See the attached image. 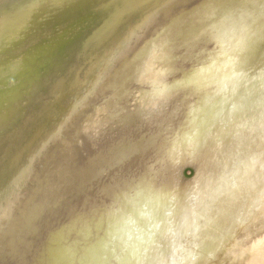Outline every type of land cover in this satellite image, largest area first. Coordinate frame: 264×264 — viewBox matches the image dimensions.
<instances>
[{
    "label": "bare ground",
    "instance_id": "1",
    "mask_svg": "<svg viewBox=\"0 0 264 264\" xmlns=\"http://www.w3.org/2000/svg\"><path fill=\"white\" fill-rule=\"evenodd\" d=\"M32 1L35 3L33 11L28 16H26L25 19L21 20L19 17L14 15V7H15L14 3H11V6L9 8V6H4L6 3H3V0H0V13L4 14L3 17L6 18L9 23V24L8 23L3 24V27L8 30V33L0 34V45L4 44L5 42L10 43L12 39L11 37H14L16 34L18 35L19 33L24 32L28 28V26H31L36 19L43 17L42 15H47L52 10H54L58 5H63L68 2H70V4L73 2H78L70 5V6H74L75 8L74 11L76 10L77 18L78 15H80V21L78 20L80 24L77 22L79 27L76 28V32L80 35L84 34L85 37H91L94 34V31L97 30L96 27H101L106 23L105 20L106 16L104 13L107 10H117L119 9V5H120V3L112 4L111 2L108 3L109 5L104 4V1L107 2L110 0H101V1L32 0ZM190 1L192 0H178L171 3H167L168 4L167 7L164 10H162V12L172 10L176 6H179L181 11L176 13L174 16H171L169 18H164L161 21L162 23L158 25L159 28H157L158 26L155 27L156 29H154L152 36L146 45L147 54L142 58V60L140 62H135L134 67L127 66V69L130 68L129 72L127 73H122V72L115 73L114 71H112L111 68H106L105 79L103 82L104 84H102L101 82V77L105 70L104 71L102 70L100 72L96 80H94V78L89 79L87 90L97 89L100 86V84H102L103 87H107L103 91V96L97 99L93 97H85L84 93H82L81 95H75V97L70 98L71 100L69 99V101L66 103L63 112L60 113L57 119L54 121L51 131L42 133L38 137L37 139L38 141L31 147V150L33 155L40 153V157L44 163L45 168L43 169V172L40 175L37 186L41 182L43 185V182L47 181L46 183L50 185L49 187L50 188L53 187L54 189L52 188L49 193H48L49 190L47 191L46 194L42 193L43 195L41 194L40 191L39 192L34 191L40 193L42 196L40 195L34 196L32 194L33 197H30L31 193H29L30 196L29 195L24 196L23 194L20 193L17 194V196H12L11 194H14L13 192L16 193L18 187L23 183L20 182L18 179L16 182H14L11 190H8L0 195V211L3 210L1 208H3L4 205L12 204V201L14 200L18 202V204L20 205L19 212L21 213V217L20 219L19 218L17 219V221L18 220L19 221L15 227L13 225L7 224L6 219L5 221L4 220L0 221V226H4L2 233H0V238L2 241L8 242L12 248L11 249L12 252L10 251V249L8 250L10 252L8 255L9 257L6 255L8 251L5 252L6 254L4 253L2 254V255H6L7 257L3 259L4 256H1L3 259V261L1 260L2 261L1 264H43L45 258L48 257V252H54L53 250H59L57 253H63L67 250L66 264H73V261L76 259L81 260L80 264H103L104 262H106L104 264H119L121 258L126 260L129 256L131 257L134 252L135 253L137 251L140 252L142 250L140 246L142 243L144 244V246H149L150 242H154L156 240L157 235H159L164 229L167 230L166 227L163 225L167 224V218L172 216L170 209L174 206L176 207L179 206L180 203L183 202V200L177 196L175 197L173 195L174 193L172 195H165L164 193L163 194L161 193L164 191L165 187H168L170 185H173L175 189H180L181 185L178 181V177L176 176V173H177V169L179 168L180 165H182V163H184V161H188V159L189 160L192 159L188 156L189 153H193L197 149L198 150L200 149V151L203 150L204 152L205 148L207 147L210 151L207 152L206 154L204 153V155L207 157L212 155V146L215 143L212 145L213 139L210 135L211 132L207 133L206 131L210 128L212 133H215L214 128L217 126L216 124H218L220 115L222 114V109L224 108L223 103H225L221 95H216L217 91L220 89L218 85L219 84L222 85V83L224 82L221 81L226 79H227L226 82H228V78H230L231 75L235 72L232 70L239 69L241 76L242 74L244 76V74H248L250 70H253L251 68L254 64L264 60V24L261 23L262 21H264V14L263 15L261 14L262 16L259 18L258 21L255 20L253 22L251 18L250 20L252 22L246 25L249 28L246 27L248 28V33L245 34L249 36V39L248 37H246V39L245 37H243V41L240 42V40L237 37L233 36L232 38V35H229L227 40L224 39L221 42L219 41L215 43V45L219 47V50L218 52L215 50V53L210 54L208 56L207 61L205 60L206 58L200 57L202 56V54L200 53L203 50L202 47L204 46V44L214 41L216 37L213 38L214 36L211 35L210 33L202 32L203 30L202 28L199 29V25L204 22L201 21L202 17H199L197 13L198 11L202 12L203 10L202 8H204L205 6L204 4H206L209 1V3L206 4L207 6L212 1L208 0L206 3H204L203 6H201V10L200 9L198 10V8L196 9V7L199 6L200 2L198 3V6L195 7V5L197 4L194 2L195 5H193ZM203 1L205 2L206 0H202L201 2ZM221 1L218 0L219 3ZM230 1H228V3ZM241 1L243 0H240V2ZM235 2H237V0H235ZM16 3L20 4V2L18 1H16L15 4ZM219 3L217 5L220 6ZM223 3L225 2L223 1ZM190 4H192L193 6ZM189 5L190 7L192 6V8H189ZM226 5L228 4L225 3L223 6L225 7ZM229 6H226V9H228L227 7ZM221 8L220 10L223 9ZM260 8L263 9L264 6L261 7L260 5ZM217 9L215 12L219 10ZM229 9L231 11L232 6H230ZM223 11L221 12L219 11L217 13L222 14ZM230 11H227L224 14V16H227V14ZM263 11L262 13H264ZM38 13L40 14L39 16H37ZM11 14L12 16H10ZM190 14H193L191 15L192 19L190 18L191 16L190 17L188 16ZM55 16L60 17V12L55 14ZM186 16L190 18L189 20H193L192 22L196 21L197 26L195 25V23L192 24V22L187 23L188 22L187 20L183 22ZM10 17L11 20H9ZM73 19L75 18L73 17L71 23H68L67 25L69 26L70 24L74 25ZM257 22L259 25L262 24L261 28L259 27V25H256ZM77 24L74 26H77ZM56 25L58 26V24ZM83 25H86L87 28L81 29ZM242 25L243 24H241V26ZM256 26L258 28H256ZM45 27H46V23H45ZM54 27L56 26L54 25ZM178 27L180 28L178 29ZM184 28L187 29V33L185 31H182ZM177 29L179 30L178 33H180L178 35L179 39L178 38L176 39L175 37L171 36V34L173 35L174 31H176ZM138 31L139 30L137 29L135 32H133L132 36H137ZM230 31L231 30L227 29L226 33L228 32L231 33ZM65 32L66 31H64V33ZM165 35H170V38L164 41L162 48L163 53H161L160 51H158L160 47H158L157 41L159 39L165 38ZM56 37L54 38L56 39ZM220 38H224V36H221ZM234 38H235V43H232L234 42L233 40ZM32 39H33V35L27 34L24 38L25 41L24 43L26 42L29 43L32 41ZM181 40L183 41V43H185L186 47L184 46L185 49L182 51L183 53L181 54V56L179 55V59L173 62L171 60H166L168 54H170L171 51H174L175 47H177L180 44ZM88 41L85 43L81 42L79 44L78 40L76 41L71 40L68 43L67 46L68 48L66 50L64 49V51H67V53L70 55L71 58L74 56V51H76L79 46L89 43ZM48 43H50V40L48 41ZM129 45H130V41L125 44L124 48L128 47ZM124 48L120 49L117 52H120ZM50 51L51 50L48 51L43 49L40 50L34 49L33 57L36 58V55L38 54L41 55L40 57H47ZM64 51L62 52L59 51L57 53V58H55V60L54 59L52 60L53 63L51 67L46 68L47 74H49L52 71L55 72V70L60 68L62 61L60 55ZM234 51H236V55L230 59L231 61L228 62V64H226L227 62L222 61L221 56L231 54ZM242 51L244 56L242 54ZM23 52L25 53V51ZM159 63L160 64L163 63V65H160ZM35 65H39V64L35 63ZM33 67L35 68V70H37L38 66L36 67L33 66ZM30 71H32V69ZM230 71L232 74H230ZM4 73H5L4 67H0L1 82L3 80L2 75H4ZM35 75L32 76L35 77ZM58 79L59 76L57 78L54 76V78L52 79V87L54 85L56 86ZM217 79L219 80L218 83H216ZM23 81L24 79L22 78V82ZM234 82H238V81L234 80ZM1 84H5V83L3 82ZM228 84L230 83L228 82ZM233 84L236 83L232 82V84L230 85ZM36 85L37 87L31 86L32 87L31 91L35 88L34 93L37 94V96L40 98L42 97L41 94L43 92L44 86L40 83ZM14 88H16V86L13 87L12 89L13 92L15 91ZM226 89L228 90V88ZM191 90L196 91L194 95L198 100L197 103L198 106L195 108L190 106L191 109H189L188 105H186L187 102L183 104V106L182 105L179 106V98H181L183 93L186 92L190 93ZM227 90L226 92H228ZM247 91L249 92V90ZM221 93L224 92L222 91ZM244 93L242 94L240 93L241 96ZM3 97H5V95ZM15 97L19 99V97L21 98L23 96L18 94ZM231 98H230L231 102H227L229 104L226 103L225 104L226 106H230V108H228L229 112L231 111L232 113H235V111L239 108V106H242L243 103H245L249 99V96L248 99H246L245 101L243 100L244 102L241 100V97H237V98L235 97L236 99L234 98L231 99ZM15 109L16 107L14 101L10 100L7 107L6 115H10V114L13 115L15 113ZM87 111H90V115L88 117H83L82 115ZM46 115L47 114H45L44 117H46ZM72 121L73 123L70 124V122ZM226 121H229V119ZM10 122L11 119L9 118V116L7 118H0V128L2 131L6 132L7 137L10 136L14 131L12 127H10L9 129L7 128L10 125ZM66 125L68 126V129L66 128ZM35 127L37 126H34V128ZM228 129H230V127ZM202 135L209 137L208 141L206 142V145H202L203 147L199 146L200 141L198 140V139L200 140L202 139L201 143L203 142L204 144L206 138H204L205 136L203 137ZM62 138L66 140L67 147L71 149L70 153L60 154L56 150H53L49 146H46L48 142L52 140L58 142ZM214 138L216 139V136H214ZM90 140H93V142L89 143V145H81L82 142H88ZM171 167L173 168L172 169L173 171L171 170ZM56 175L60 176L61 179H63L64 177L66 178L61 180L60 182L59 179L57 182V180L55 179L58 177L57 176L54 178V180L56 181H53V177ZM49 180H52V182H49ZM46 183L44 185H46ZM20 188L21 186L19 187V191H21ZM44 188L46 187L44 186ZM47 189L48 188H46L45 190ZM37 190H40V188H38ZM240 191L243 192L242 190ZM240 191H238V193ZM28 192L30 191L28 190ZM28 192L26 194H28ZM36 195L38 194L36 193ZM95 195L96 198L94 199L93 196ZM249 195L251 196L252 194ZM232 196L234 198V195ZM236 196H239V194L235 195V197ZM58 197L61 199L60 200L57 199ZM251 197H249V200L246 201V204L249 201H251L250 204H253L254 200L253 197L252 199ZM240 198H237L238 200L236 201L239 202ZM6 199L7 202L5 204ZM55 199L56 201L59 202L55 203L54 201ZM69 199L72 201L73 209H71L68 205ZM230 199L232 200V197ZM81 202L82 205L79 207ZM204 202L202 201L201 203ZM2 203L4 205H1ZM254 203L256 204L255 201ZM15 204L17 205V203ZM246 204L244 203L243 205ZM9 206L15 208L14 205L13 206L9 205ZM225 206H226L225 208L227 209V205ZM246 206H244V209ZM249 206L251 207V205ZM166 211H168L167 215L164 214ZM79 212L81 213V215L79 214ZM231 212L234 211H230V214L232 215V219H233V214ZM4 213H6L5 210ZM161 213L162 216L160 217ZM227 213H228L227 217L229 220L230 215L229 212ZM235 214H236V210H235ZM193 215L194 213H192V216ZM4 216L3 218H5ZM186 216L187 215H185V218ZM189 217H191V215ZM202 221L197 222V224L199 223V225L197 226L199 227L198 229L204 226L202 224ZM75 222L78 223L77 226L72 225ZM19 223L22 224L23 228L22 226H20L21 228H18ZM232 223L233 222L231 221L229 225L231 224L232 226ZM134 224L136 225L140 224L138 226L139 231L137 233L134 232V229H132V226L135 227ZM142 225L145 228H143ZM231 226L228 227V229L231 228ZM218 227L220 229L221 226ZM71 228L72 230H70ZM226 228H224V231H226L225 233H227L228 236V232L230 230L227 232V230H225ZM17 229H18V233H16L15 231ZM65 229L68 231V233H64L66 231ZM219 229L217 231H219ZM231 229H233V226ZM191 230H192L191 232L196 231L194 228ZM223 233H221V236H224ZM147 234H150V237H148ZM189 234L191 235L192 238L195 236V233L189 232ZM141 238H144L145 240L142 242V240H140ZM207 238L211 239L210 236ZM34 239L37 243H33ZM60 240H65V241L60 242ZM30 241L31 242L33 241L32 243L35 246L34 249L31 247L33 245H31ZM137 241H141L142 243L139 244L140 243L139 242L137 244L136 243ZM196 241L198 242V240ZM195 243L196 242L194 241V245ZM50 245L54 246L55 248L50 249ZM204 245H206V243ZM5 247L6 246H4V249ZM112 248H120L121 249L120 251H123L122 253H120L121 258H118L119 256L116 257L117 254L114 253L115 254L114 255L112 254L113 253L112 252L110 255H112L113 258L115 259L107 260L109 259L108 254L111 252L110 250ZM104 249H106V252ZM103 250L106 254L108 253L107 254L108 258L107 256H103L104 257L103 259L105 258L107 259L105 260L102 259L103 260L102 261L101 259L98 258V256H102L103 254L106 255L105 253H103ZM197 254L198 252L196 253V255ZM197 256H199V254ZM111 258L112 257H110V259Z\"/></svg>",
    "mask_w": 264,
    "mask_h": 264
},
{
    "label": "rangeland",
    "instance_id": "2",
    "mask_svg": "<svg viewBox=\"0 0 264 264\" xmlns=\"http://www.w3.org/2000/svg\"><path fill=\"white\" fill-rule=\"evenodd\" d=\"M16 1L20 2V4L17 3L15 4ZM96 1H101V0H96ZM174 1H178V0H110L107 2L104 1V4L107 5H109L108 3L110 2L112 4L120 3L119 9L107 10L104 13L106 16L105 19L106 23L101 27H96L97 30L94 31V34L91 37H85L84 34L80 35L76 32V28L79 27L77 22L79 23L80 21V15H78L77 18V13L76 10L74 11L75 9L74 6H70V5L78 2H73L71 4L70 2H68L63 5H58L54 10H52L47 15H42L43 17L36 20L34 19L35 21L32 23V25L28 26V28L24 32H21L18 35L16 34L14 37H11L12 39L10 43L5 42L4 44L0 45V67H4L5 70L4 75H2L3 80L2 82L0 81V93L2 94V96L0 94L1 97L0 109L2 110L4 108L2 111L4 110L5 111L2 112L0 110V118H7L9 116L11 122L7 128L9 129L10 127H12L14 130L13 133L7 137L6 132L2 131L0 128L1 130L0 131V195L8 190H11L14 182H16L18 179L20 182H23L20 185L22 189L20 188L21 191H19L20 186L18 187V189L16 188L17 189V190L15 189L16 193L13 192L14 194H11L12 196H17V194L19 193L23 194L24 196H28L29 193H31V196L29 195L30 197H33V195L42 196L43 195L42 193L46 194L48 190H49L48 193L51 191L53 187L50 188L49 187L50 185L46 183L47 181L46 182L44 181L46 185H44L45 184L44 182L43 185L42 182L40 183L41 185L39 184L41 187L43 186L42 187L43 189L39 185H38L39 187L37 186L40 175L42 174L45 166L40 157V153L33 155L31 147L38 141L37 139L42 133L51 131L54 121L57 119L58 115L63 112L64 106L66 105V103L69 101L70 98L75 97V95H81L82 93H84L85 97H93L97 99L103 96V91L107 88L102 86V84H104L103 82L105 79L106 68H111L112 71H114L115 73H119V72L127 73L130 70V68L127 69V66L134 67L135 62H140L142 60V58L147 54L146 45L149 42L154 29H156L155 27L160 25L162 23L161 21L164 18H169L171 16H174L176 13L181 11L179 6H176L172 10L162 12V10H164L167 7L168 5L167 3H171ZM201 1L202 0L200 1L192 0L190 2L193 5H195L196 3L197 5H195V7L198 6V3L200 2L199 6L196 7V9L198 8V10L199 9L201 10V6H203V4L206 3L208 0H206L205 2L204 1L201 2ZM211 1L212 2L207 6L206 4L209 3V1L206 4H204L205 6L202 9L205 11V13L203 10L202 12L197 10L198 16L202 17L201 21L204 22L199 25V29L202 28L203 29L202 32H208L214 36L213 38L216 37L215 39L216 41L214 40L211 41L212 43L211 42L206 43L202 47L203 50L200 53L202 54V56L200 57L206 58L205 59L206 61L208 60V56L210 54L215 53V50L218 52L219 47L215 45V43L219 41L221 42L224 39L227 40L229 35H232V38L233 36L237 37L240 40V42L243 41V37H245V39L246 37H248L249 39V36L245 34L248 33V28H249L246 25L252 22L250 20L251 18L253 22L255 20L258 21L259 18L264 14L262 13L264 8L263 9L260 8V5L261 7L264 6V4H262L264 3L263 0H254V1L243 0L241 2L240 0H237V2H235V0L234 1L220 0L221 1L220 3L218 2V0L217 1L211 0ZM223 1L226 4H228L226 6L229 5L232 6L231 11L229 9L230 6L227 7L229 10L226 9V6L225 7L223 6L225 4L223 3ZM228 1L230 2L228 3ZM3 3H6L4 6H9V8L11 6V3H14L15 5L14 15L19 17L21 20L25 19L26 16H28L33 11L35 6V3L32 0H3ZM218 3L220 4V6L217 5ZM190 5L189 8H192L193 5L191 7ZM220 8L222 10H220ZM216 9L218 10L217 12L219 11L221 12L223 10L224 11L227 10L230 12L227 14V16H224V14L227 11L226 12L223 11L222 14L221 13L219 14L215 12ZM59 12H60V17L55 16V14ZM3 15H4L3 13H0V34L8 33V30L3 27L4 23H8V20L4 18ZM39 15L40 14L38 13L37 16ZM191 15L193 14H190L188 16L190 17ZM10 16H12V14ZM188 16H186L183 22H185V20L188 21L187 23L193 21V20H189L190 18L192 19V16L190 18ZM73 17L75 18L73 19L74 20L73 24L74 25L77 24V26L71 24L70 26L67 25L68 23H71ZM9 20H11V17L9 18ZM44 22L46 23V27ZM193 23H195V25L197 26L196 21L192 22V24ZM261 23L264 24V21H262ZM56 24H58V26ZM241 24L243 25L241 26ZM54 25L57 28L54 27ZM256 25H259L258 22ZM261 25H259L260 28ZM180 27H178V29ZM66 28L68 31L66 30ZM86 28H87L86 25H83L81 27V29H86ZM157 28H159V26ZM256 28L258 27L256 26ZM137 29L139 30L138 35L132 36V33L135 32ZM178 29L174 31L173 35L171 34V36L175 37L176 39L177 38L179 39L178 35L180 33H178L179 31ZM184 29L182 31H185L187 33V29L186 30ZM227 29L231 30L230 31L231 33L229 32L226 33ZM64 31L66 32L64 33ZM27 34L28 35L32 34L33 39L29 43L27 42L24 43L25 42L24 38ZM60 35L61 36L63 35L62 36L63 38ZM58 36L60 37V39ZM221 36H224V38H220ZM54 37H56V39ZM169 38L170 35H165V38L159 39L157 41V45L158 47H160L158 51L163 53L162 48L164 41L168 40ZM49 40L51 44L48 43ZM71 40L74 41L78 40L79 44L81 42L85 43L89 40L88 41L89 43L79 46L77 50L74 51V56L70 58V55L67 53V51H64V49L66 50L68 48L67 47L68 43ZM233 40L234 42L232 43H235V38ZM129 41H130V45L124 48L125 44ZM184 46L185 43H183V41L181 40L180 44L177 47H175L174 51H171V53L168 54L169 57L167 56L166 60H171L172 62L178 60L179 55L181 56V54L183 53L182 51L186 47ZM122 48L124 49L121 50L120 52H117ZM34 49H38V50L43 49V50H48V51L51 50V51L48 54L49 57L47 56L48 58L40 57L41 55L39 54L36 55L35 58L33 57ZM23 51H25V53ZM59 51L60 52L64 51L61 54L62 56L60 55V58H62L60 68L55 70V72L52 71L49 74H47L46 68L51 67L53 63L52 60L53 59L55 60V58H57V53ZM235 55H236V51H234L231 54L221 56V59L223 62H227L226 64H228V62L231 61L230 59ZM263 62L264 60L254 64L251 68L253 70H250L249 73L244 74V76L243 74L241 76L239 69L232 70L235 71L233 74L230 71V74L232 75L230 78H228V82L230 84H232V82L236 83L233 84L234 86L228 84V82H226L227 79L221 81L224 82L222 83L223 86L221 84L218 85L220 89L217 91L216 95H221L223 97V101H225L226 104H229L227 102H231L230 101L231 97L234 99H236L237 97H241V100L245 101L246 99H248L249 96V99L251 100L248 99L249 101L247 100L245 103H243L244 102L243 101L242 102L243 105L239 106V108L235 111V113H232L231 111L229 112L228 108H230V106H226V104L223 103L224 108L222 109V114L220 115L218 124H216L217 126L214 128L215 133H212L210 128L206 131L207 133L211 132L210 135L213 139L212 145L215 143L212 146V155L208 157L204 155V153L206 154L207 152L210 151L207 147L205 148L204 152L203 150L200 151V149L199 150L197 149L194 151L195 153L194 152L189 153L188 156L190 158L193 159L196 156L197 159L195 158L193 159V161L192 159L191 160L188 159V161H184V163H182V165H180L179 168L177 169L176 176L178 177V181L181 185L180 189H175L173 185L164 188V191L161 194L164 193L165 195H172L174 193L173 195L175 197L177 196L183 200V202H181L179 206L177 207L174 206L170 209L172 216L168 217L167 224L163 225L166 227L167 230L164 229L159 235H157L156 240L154 242H150L149 246H144V244L142 243L145 240L144 238L140 239L142 240V242L137 241L136 242L137 244L139 242H140L139 244L142 243L140 245L142 248V250L140 251L141 255L140 252L137 251L136 253L134 252L132 254V256L134 257L129 256L126 260H124L123 258H121V254H120L123 251H120L121 250L120 248H112L110 250L111 252L109 254L107 253L109 255V259H107L108 255L105 253L106 249H104L105 252L103 250V253H105L106 255L102 253L103 254V255L101 254L102 256H98L99 259L102 260L104 258L103 256H107V258H105L107 260L115 259L113 258L112 255H110L113 252L112 254L115 253L117 254L116 257L119 256L118 258H121L119 264H264V70H263L264 63ZM35 63L39 65H35ZM160 65H163V63H161ZM33 66L35 67L38 66L37 70H35ZM31 69L32 71H30ZM102 70L103 71L105 70L101 77L102 84H100V86L97 89L87 90V86L89 83L88 80L91 78H94V80H96ZM27 73H29L30 75ZM32 75H35V77ZM21 76L24 79L23 82ZM54 76L56 78L59 76V79L56 86L54 85L52 87V79L54 78ZM234 80H237L238 82H234ZM3 82L5 84H1ZM218 82L219 80L217 79L216 83ZM38 83L44 86L43 92L41 94L42 97L40 98L37 96V94L34 93L35 88L31 91L32 88L31 86L37 87L36 84ZM20 85L22 88L20 87ZM15 86L16 88H14L15 91L13 92L12 89ZM230 86H232L233 89ZM249 87H251L252 89ZM226 88H228V90ZM226 90L228 92H226ZM247 90H249V92ZM220 91L221 92L223 91L224 93H221ZM195 92L196 91L191 90L190 93L189 92L183 93L181 98H179V106L180 105L183 106V104L187 102L186 105H188L189 109H191V107L193 108L197 107L198 100L194 95ZM13 93L16 94L14 95ZM240 93L241 94L244 93L246 96L244 94L241 96ZM3 94L5 95V97H3L4 96ZM18 94H20L23 97L21 98L19 97L18 99L17 97H15ZM10 100L14 101L16 107L15 113L13 115L12 114L6 115L7 107ZM236 112H238L239 114ZM44 113L47 114L46 117H44L45 115ZM89 115H90V111H87L82 116L88 117ZM225 119L226 120L229 119V121H226ZM72 123L73 121L70 122V124ZM34 126H37L35 127L37 130L34 128ZM229 127L230 129H228ZM66 128L68 129L67 125ZM26 132L28 135L26 134ZM214 136H216V139L214 138ZM204 138H206L204 144L203 142L201 143L202 139L201 140L198 139L200 141L199 146L206 145V142L208 141L209 137L205 136ZM92 142L93 140H90L88 142H82L81 145H89V143ZM46 146H49L50 148L56 150L60 154H68L71 152V149L67 147V142L64 138L60 139L58 142L52 140L48 142ZM205 160L207 163L205 162ZM172 169L173 168L171 167V170ZM57 176L58 175L53 177V181L57 180L58 182V180L60 179L59 180L60 182L61 180L66 178V177L63 178L62 176L63 179H61L60 176H58L59 178ZM54 178L56 180H54ZM49 182H52V180H49ZM44 186L48 189L45 190L46 188H44ZM38 188H40V190H37ZM243 189L244 190L247 189L245 190L247 192H245ZM28 190L30 192H28ZM237 190L238 191L242 190L245 193L241 191L238 193ZM250 190L252 191V193ZM34 191H38V192L40 191L42 195ZM235 191L237 194L235 193ZM27 192L28 194H26ZM36 193L38 195H36ZM238 194L239 196L236 197L237 198L241 197L239 199V202L236 201L238 199L235 197V195ZM249 194H252L251 196L253 197V200L256 202V204L254 203L253 200H252L253 204H250L251 201L247 202V204L251 205V207L246 204V201H248L249 197H251ZM232 195H234V198L236 199H234ZM93 197L95 199L96 195ZM231 197L232 200L230 199ZM57 199L60 200L61 198L58 197ZM54 201L55 203L59 202L56 201V199ZM202 201L205 202L201 203ZM6 202L7 199L5 201V204ZM15 203H17V205ZM244 203L248 207L246 205H243ZM1 205L4 204L2 203ZM9 205L11 206L14 205L15 208L10 207ZM9 205L7 204L4 205V207L2 206L3 208L1 209L3 210L0 211V217H1L0 221L1 220L5 221L6 219L7 224L13 225L15 227L19 221V220L17 221V219L18 218L20 219L21 217V213L19 212L20 205L18 204V202L14 200L12 201V204ZM68 205L71 209H73V204L70 199L68 200ZM81 205L82 202L79 205V207ZM225 205H227V209L225 208L226 207ZM244 206H246L245 209ZM249 207L252 209H250ZM198 208L201 211H199ZM4 210L6 213H4ZM235 210H236V214H235ZM191 211L192 213H194L193 216ZM230 211H234L231 212L233 214L234 220L232 219V215L230 214ZM167 212L168 211L163 213L167 215ZM227 212H229L230 215L229 220L227 217L228 216ZM79 214L81 215L80 212ZM1 215L3 216L5 215L4 216L5 218H3V216ZM185 215H187L186 218ZM190 215L191 217H189ZM161 216L162 213L160 217ZM234 216L236 217V219ZM246 217L248 220L246 219ZM205 219H208L209 221ZM230 220L233 222L232 223L233 229H231L232 228L231 224L229 225V223H231ZM199 221H202V224L204 225L203 227H200V229H198L199 227H197L199 225V223L197 224V222ZM75 223L72 225L77 226L78 223L76 224ZM134 225L135 227L132 226V229H134V232L137 233L139 231L138 226L140 224L138 225L134 224ZM225 225L227 228L225 227ZM18 226H17L18 228H21L20 226H22V224L19 223ZM218 226H221L220 229L221 230L223 229L222 231L224 233L226 232L224 231V228H226L225 230H227V232L230 230L228 232V236L227 233L224 234L219 229ZM230 226L231 228L228 229V227ZM3 227L4 226H0V233H2ZM142 227L145 228L143 225ZM192 227L197 232L196 231L191 232L192 231L191 229H193ZM218 229L219 231H217ZM67 230L64 233H68ZM70 230H72V228ZM15 231L16 233H18V229ZM220 231L221 233H223L224 236H221ZM189 232L195 233V236L192 238ZM147 236L150 237V234H147ZM209 236L211 239L207 238ZM196 240H198V242ZM62 241L65 240H60V242ZM194 241L196 242L195 245H194ZM32 242L30 241L31 245H33L31 247L34 249L35 246L33 243H37V242L35 241V239L34 242L33 243ZM202 243L204 244L206 243V245ZM4 246H6L5 249ZM53 248L55 247L50 245V249ZM9 249L11 251L12 249L11 245L6 241H2L0 238V251H1L0 264L3 261V259H5L9 255L10 253L8 251ZM7 251L8 253L6 254L5 252ZM53 251L54 252H48V257L45 258L43 264H66L67 250L63 253H57L59 250H53ZM197 252L199 256H197L198 254L196 255ZM3 253L6 254L7 256L2 255ZM1 256H4L3 259ZM110 257L112 258L110 259ZM80 263H81L80 259H76L73 261V264H80Z\"/></svg>",
    "mask_w": 264,
    "mask_h": 264
}]
</instances>
